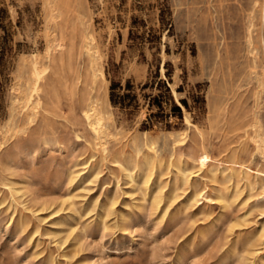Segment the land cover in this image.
I'll return each instance as SVG.
<instances>
[{"label": "rangeland", "instance_id": "rangeland-1", "mask_svg": "<svg viewBox=\"0 0 264 264\" xmlns=\"http://www.w3.org/2000/svg\"><path fill=\"white\" fill-rule=\"evenodd\" d=\"M0 264H264V0H0Z\"/></svg>", "mask_w": 264, "mask_h": 264}, {"label": "trees", "instance_id": "trees-1", "mask_svg": "<svg viewBox=\"0 0 264 264\" xmlns=\"http://www.w3.org/2000/svg\"><path fill=\"white\" fill-rule=\"evenodd\" d=\"M113 90H114V88H112ZM111 100L114 102L115 100H114V98H113V95H111Z\"/></svg>", "mask_w": 264, "mask_h": 264}]
</instances>
